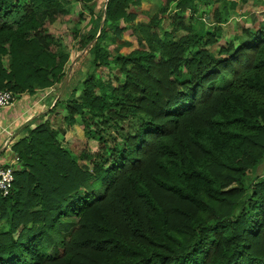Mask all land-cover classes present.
Wrapping results in <instances>:
<instances>
[{
	"label": "trees",
	"instance_id": "obj_1",
	"mask_svg": "<svg viewBox=\"0 0 264 264\" xmlns=\"http://www.w3.org/2000/svg\"><path fill=\"white\" fill-rule=\"evenodd\" d=\"M73 1L100 33L74 32L92 70L80 99L57 104L80 117L89 149L76 157L50 120L31 128L44 114L14 132L22 167L0 193V264H264V178L252 174L264 161V20L219 45L222 8L195 29L168 15L175 2L195 18V0H165L114 55L104 37L141 0H0V92L65 86L69 55L43 26Z\"/></svg>",
	"mask_w": 264,
	"mask_h": 264
},
{
	"label": "rangeland",
	"instance_id": "obj_2",
	"mask_svg": "<svg viewBox=\"0 0 264 264\" xmlns=\"http://www.w3.org/2000/svg\"><path fill=\"white\" fill-rule=\"evenodd\" d=\"M105 1L106 0H96L95 6H97V8L101 7ZM164 1L165 0H141L139 6H134L131 8V10L135 11L136 14V18L134 21L124 22L123 20H119L115 24V28L117 30H119V28L122 30L119 32L114 29L113 31L107 32L104 38L111 44V46L107 47L112 49L114 55L128 53L136 47V37L131 32L129 26L138 22H147L151 16L159 11ZM210 1L211 3L208 5L203 4L199 0L194 1V5L197 6V11L194 14L195 18L191 17L189 7L184 9L178 8L176 7L175 2L171 4L168 15L170 16L177 14L178 16H184L186 23L196 29L199 25L200 17H205L206 15L209 19H211L212 23V14L214 12V8H222V11L220 10V13L222 15V36L219 39V45H224L227 42L234 40L236 37L238 38L239 36H241L242 29L244 28H257L261 21L264 20V0ZM223 8H225V11L223 10ZM80 14L82 15V17H80ZM43 29L47 33L51 34L56 40V49H61L67 52L69 55L65 63V86L63 87L56 83L52 87L46 89H37L33 94L25 93V96L30 98V100H32L31 98L36 100L37 104H32L31 109H28V111L24 110L22 112L19 128L21 127V124L23 125L28 120H32V118H34L36 115L44 114V117L34 119V122L31 124V128H35L42 122L50 120L51 127L58 132V142L69 149L77 157V154H79L83 150L89 149L87 145L88 140L83 133L79 116H76L72 123H69L68 121H65L63 119L66 115V111L63 108L62 104H57V98H59L61 96V93L63 92V97L66 95V97H69V99H71V93L74 91L75 96L80 99V86L82 79L86 77L92 69L88 68L87 65V48L79 49L76 42L79 39V36H74V32L78 31L80 36L86 33H94V35L98 37L100 33V27H97L95 23L93 24L92 15L90 14L89 10L83 9L81 4L73 1L68 6V15L60 17L55 22L49 23L45 21ZM178 34L182 35L185 34V32L180 31ZM104 44L105 41H102L101 45L104 46ZM217 48L218 45L213 47L212 49L216 51ZM94 71L95 74L104 75L108 74L109 69L103 66L97 68ZM34 94L35 96H33ZM19 97H21V95L17 98ZM54 106H56L55 110L57 112L55 116L54 114H49L50 108ZM27 113L28 115H26ZM47 113L48 115H46ZM51 117L53 118L50 119ZM3 127L10 134H14L15 131L13 130L16 129L10 124ZM24 135V132H21L18 135H11L9 140H14V144ZM12 145V150L9 152L10 157H13V154H16L19 157L14 148H12ZM78 163L80 166L85 165V162L80 161ZM21 167L22 165L19 163L18 165H16L15 171L21 169ZM254 169L255 170L252 173L253 175H263V177L260 176V178L256 180V182H259L264 178V161L261 165H259L258 168L255 167ZM249 183L250 181L247 180L246 184L249 185ZM248 192H251L250 187L248 188ZM7 228V220L0 219V233L5 232Z\"/></svg>",
	"mask_w": 264,
	"mask_h": 264
},
{
	"label": "built area",
	"instance_id": "obj_3",
	"mask_svg": "<svg viewBox=\"0 0 264 264\" xmlns=\"http://www.w3.org/2000/svg\"><path fill=\"white\" fill-rule=\"evenodd\" d=\"M16 102V97L9 91H1L0 92V113L4 112L11 106H13ZM2 131L5 132L4 137V150H8L6 152H10L11 145L14 140H9L11 135L4 127H2ZM13 157H0V193L3 196L9 194L13 187L14 181V171L16 170V165L20 163V159L16 154H13Z\"/></svg>",
	"mask_w": 264,
	"mask_h": 264
},
{
	"label": "crops",
	"instance_id": "obj_4",
	"mask_svg": "<svg viewBox=\"0 0 264 264\" xmlns=\"http://www.w3.org/2000/svg\"><path fill=\"white\" fill-rule=\"evenodd\" d=\"M35 96V94L33 95ZM32 100H30V98H28L27 96L21 95V97L16 99V102L13 106H11L10 108H8L7 110H4V112L0 113V157H7L10 158V154L9 152H6L8 150H4L3 146H4V137H5V132L2 131V127L3 126H7L8 124L12 125L14 128H16V130L19 129V125L21 123V114L22 112L25 110L28 111V109L32 108V104H37L36 100H34L33 98H31ZM34 106V105H33ZM39 110V109H38ZM38 113V112H37ZM28 115V113L26 114ZM24 115V116H26ZM22 126V124H21ZM20 134V133H18ZM15 134V135H18ZM3 151V153H2ZM2 153V154H1Z\"/></svg>",
	"mask_w": 264,
	"mask_h": 264
}]
</instances>
